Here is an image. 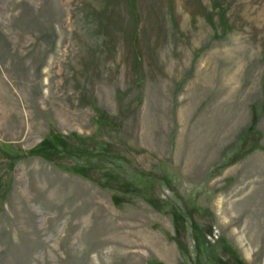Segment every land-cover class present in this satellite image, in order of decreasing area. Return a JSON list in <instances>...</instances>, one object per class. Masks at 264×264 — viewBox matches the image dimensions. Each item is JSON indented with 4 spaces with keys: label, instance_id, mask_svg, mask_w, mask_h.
<instances>
[{
    "label": "rangeland",
    "instance_id": "obj_1",
    "mask_svg": "<svg viewBox=\"0 0 264 264\" xmlns=\"http://www.w3.org/2000/svg\"><path fill=\"white\" fill-rule=\"evenodd\" d=\"M0 264H264V0H0Z\"/></svg>",
    "mask_w": 264,
    "mask_h": 264
},
{
    "label": "trees",
    "instance_id": "obj_2",
    "mask_svg": "<svg viewBox=\"0 0 264 264\" xmlns=\"http://www.w3.org/2000/svg\"><path fill=\"white\" fill-rule=\"evenodd\" d=\"M63 138V137H62ZM66 139V138H65ZM49 161H52L51 159H49Z\"/></svg>",
    "mask_w": 264,
    "mask_h": 264
}]
</instances>
